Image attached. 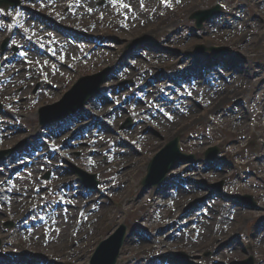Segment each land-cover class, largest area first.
Masks as SVG:
<instances>
[{
  "label": "rangeland",
  "instance_id": "obj_1",
  "mask_svg": "<svg viewBox=\"0 0 264 264\" xmlns=\"http://www.w3.org/2000/svg\"><path fill=\"white\" fill-rule=\"evenodd\" d=\"M216 1L205 0L204 6H201L202 0H192L187 6L180 8L177 13L168 15L175 16L176 19L174 20L175 23L168 26L165 32L156 30L160 27H155L154 24L156 22H151L137 26L133 32H130V34H134L132 37L128 32L119 34L115 29L108 30L111 36L114 37H107V39H111L110 44L112 48H115L116 45H123L128 48L130 47L128 44L140 34L158 33L152 36L156 39L154 45L158 48L157 53L152 60L141 62V66L152 70L149 72V75H154L157 67H168L170 65L173 67H168L164 72L174 74L177 71L178 74L179 71L184 72L190 68L201 69L204 65L209 68H214L216 65L220 66L221 61L213 59V57L200 59L198 65L195 66L192 64L193 55L199 45L207 47H211V45L219 47L225 45L239 53V57H231L230 60L223 62V67H220L219 71L227 78L241 77L246 81L245 85L242 86L243 80L240 79L236 84L237 89L228 95L229 98L224 99L223 105L221 106L217 104V107L215 106L211 109L204 110L205 113L182 123L179 122V125L175 124L173 125L174 127H165L152 131V138L150 139H152L153 143H147V147L144 149L145 154L142 152L144 155H132V158H118L121 160V163L110 166V169L108 167L104 169L102 173L107 179L110 178V175L116 178L117 182L112 186L118 187L117 189L120 188L119 192L113 196L109 194L108 199H105V194L99 193L98 196L102 198L101 206L97 208L96 212L90 213L88 221L82 225L65 226L59 240L60 242L57 244L49 243L46 246L40 244L35 247L28 246L27 244L19 246L16 243L17 234L1 225L0 263L6 262L7 260L12 261L10 254L20 257L23 253H32L34 258L41 257L42 260L48 259V261H54L55 263L53 264H88L89 254L95 248L96 244L112 232L115 227L121 223H126L128 227L131 226L134 229V232H132L133 235L129 237L128 244L124 246L121 252L119 259L121 264H158L161 260L151 259L160 254V251H166L171 248V245H176L189 252H195V254H200L205 250H212L215 247L218 250L222 246H225L221 244L228 241L231 234L238 231L245 237L246 248L250 253L249 256L253 255L255 257V264H259V262L264 264V223L260 219V213L243 208L225 209L226 205L221 200V203L212 202L210 204L211 208L213 210H219L221 208L220 212L224 216L229 215V218L233 217V223L219 224L217 221L215 224L209 218L201 217L198 224H193L195 225L194 228L199 232L191 233L190 235L191 238L201 243L198 248L196 246L197 243L194 246H189L183 235L184 232H188V227L178 229L174 233L169 232L163 236H157L150 243L144 241L139 242L137 239L138 237L151 239V237H145L148 236V232L154 233L156 230H163L173 220V218L169 217L171 215H168V213L173 212V217H176L181 207L190 198L193 199L203 194V192L198 191L189 196L183 193L177 194V192L165 189L161 192H158L157 189L144 192L142 181L146 176L147 168L151 160L155 157L154 153L160 146L162 147L163 144L176 136H179L181 139L183 152L197 154L199 158H203V155L209 147H219L221 152L219 158H227L232 162L234 165L233 168L235 169H222L224 172L218 174H214V171H209L210 175H207L203 172V168L198 171H189V169L183 166L173 173L174 175H179L176 178L171 177L173 181H177L178 178L181 179L182 175L183 178L188 179L201 178L205 175L215 176L216 178L207 177V179L209 182H224L225 189L229 191H240L248 193L249 195L254 194L256 200L264 206V198H258L256 195L258 192H263L259 190L256 193V190L261 187V182H256V179L252 176H246L245 170H247L248 166L244 165L245 162H248V159L264 156V139H261L264 136V128L262 131H257L253 128L259 121L261 125H264V90L262 92L260 91V89L264 88V63L256 61L257 59H264V1L257 3L253 0L247 11L245 8L242 9L239 6L238 12H234L233 14L231 12L237 7L239 0H233L227 4L220 2L218 4H223L227 7L223 17L215 19L210 26L204 24L200 31H196L194 23L191 21L193 13L197 10L210 8ZM241 1L246 2L247 0ZM256 7H258L259 13L254 10ZM185 13L187 14L185 15ZM256 14L262 17L257 15V20ZM159 19L163 20L165 18L160 17ZM223 20L225 24H223ZM226 24H229V29L225 28ZM243 31L246 33L245 39L241 38ZM233 40H240V42H233ZM234 43L239 44L242 49H239L236 45H232ZM205 55L210 56L211 53H205ZM106 57L107 55L100 58L98 64L110 65L111 62L104 61ZM140 58L138 56L133 59L140 60ZM130 59V57H124L125 61ZM123 66L128 67V65ZM92 67H94V63L84 69H78L79 72L72 75L76 76V79L71 84L67 81L63 82L64 79H62L57 96L47 98L43 102L51 103L57 99H61V95L79 78V73H87ZM238 73H242L243 76ZM112 75H115V71L109 75V78ZM68 85L69 87L66 88ZM239 97L242 100H247L249 112L246 105L242 104L237 106L233 102ZM254 99L258 107L255 104L250 106L251 101ZM21 102H23V106L28 107L22 111L21 117L23 118L24 124L30 125L33 122L37 123L38 109L44 105L43 102L34 112L29 111L33 107L27 105V98L21 99ZM162 133L164 135L163 138L160 136ZM202 135H205V137L208 136L210 139L198 141V146L195 147V140L202 138ZM156 139L161 140L159 142ZM143 141L145 142V140ZM155 148L156 150H154ZM98 170H95V173ZM253 172L256 175L259 174L258 170H253ZM261 174L264 178V173ZM253 186L256 187L254 191ZM168 203L172 204L169 208L171 209L170 212L166 214L164 212L161 213L160 207H166ZM208 207L209 205L206 208ZM144 218H146V223L150 229L145 226L141 227ZM54 229V227L47 226L43 230L46 233H50ZM252 236L255 238H251ZM170 239L171 241H169ZM243 242L245 244V240ZM243 242L238 238H234L232 243L234 247L221 250L215 259L229 264V262L232 263L248 258L249 256H246V253L240 249ZM159 243H161L160 246H158ZM185 247L193 248L188 249ZM6 251L9 253H6ZM20 260L22 262L19 264H26L23 259Z\"/></svg>",
  "mask_w": 264,
  "mask_h": 264
},
{
  "label": "bare ground",
  "instance_id": "obj_2",
  "mask_svg": "<svg viewBox=\"0 0 264 264\" xmlns=\"http://www.w3.org/2000/svg\"><path fill=\"white\" fill-rule=\"evenodd\" d=\"M174 23H175V21H173L171 24H174ZM161 26H163V25H162V24H160V25H159V27H161Z\"/></svg>",
  "mask_w": 264,
  "mask_h": 264
},
{
  "label": "snow or ice",
  "instance_id": "obj_3",
  "mask_svg": "<svg viewBox=\"0 0 264 264\" xmlns=\"http://www.w3.org/2000/svg\"><path fill=\"white\" fill-rule=\"evenodd\" d=\"M165 2L167 3V0H165Z\"/></svg>",
  "mask_w": 264,
  "mask_h": 264
}]
</instances>
